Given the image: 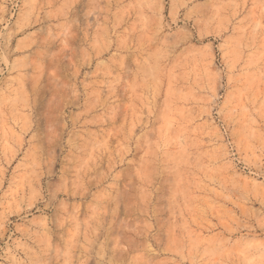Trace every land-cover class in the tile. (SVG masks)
<instances>
[{
    "label": "rangeland",
    "instance_id": "374dc122",
    "mask_svg": "<svg viewBox=\"0 0 264 264\" xmlns=\"http://www.w3.org/2000/svg\"><path fill=\"white\" fill-rule=\"evenodd\" d=\"M0 264H264V0H0Z\"/></svg>",
    "mask_w": 264,
    "mask_h": 264
}]
</instances>
